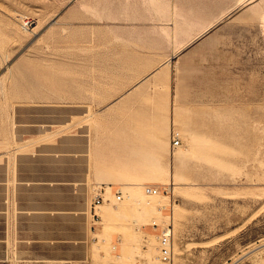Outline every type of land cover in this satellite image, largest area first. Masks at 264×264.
<instances>
[{"label":"rangeland","instance_id":"374dc122","mask_svg":"<svg viewBox=\"0 0 264 264\" xmlns=\"http://www.w3.org/2000/svg\"><path fill=\"white\" fill-rule=\"evenodd\" d=\"M158 2L191 34L174 35ZM0 80V123L51 103L56 135L133 91L115 118L151 145L136 148L149 173L121 180L122 200L97 190L106 202L89 213L88 249L2 242L0 219V264H264V0H0ZM144 179L168 210L128 185Z\"/></svg>","mask_w":264,"mask_h":264},{"label":"crops","instance_id":"0c3cea01","mask_svg":"<svg viewBox=\"0 0 264 264\" xmlns=\"http://www.w3.org/2000/svg\"><path fill=\"white\" fill-rule=\"evenodd\" d=\"M131 94L126 92L102 108L92 126L82 122L77 130L59 135L54 129L56 108L51 103L41 107L34 101L4 113L16 115V122L7 118L0 123L2 242L11 234L19 244L88 249L92 240L89 213L95 219L91 202L97 190L103 194L106 185L123 187L126 183L121 180H140L142 173H149L136 148L151 145L138 140L129 126L115 118L130 114L122 101ZM47 95L49 100L56 99L54 93ZM86 113L88 109L80 116ZM46 136L50 140L41 139ZM115 148H120L119 154L113 152ZM114 164L125 172L114 173ZM150 182L144 179L128 185L139 186L140 194L147 195L142 187Z\"/></svg>","mask_w":264,"mask_h":264},{"label":"bare ground","instance_id":"6f19581e","mask_svg":"<svg viewBox=\"0 0 264 264\" xmlns=\"http://www.w3.org/2000/svg\"><path fill=\"white\" fill-rule=\"evenodd\" d=\"M153 1H155V0H153ZM155 4H157V1L155 2ZM157 8H158V11H160V14L162 15L163 19L164 18H165V20L166 19H171V20L172 19H175L174 21L176 22V25H175V28L173 30V34L174 35H178L181 32H183L184 34H189L190 33L189 31H191L192 28L190 29V25H189V23L186 20H182V21H179L178 20L181 17V14L179 13V11L176 8L175 9H171L169 6H167L165 4L163 5V3L160 4L159 2H158V5H157ZM169 60L170 59H168V62H169ZM127 165L129 166V164H127ZM131 167H133V165ZM166 185H169V188H172L173 185H174V183L172 182V183L166 184ZM120 188L121 187H115L113 185H106V191L103 194L104 195L105 194H108L109 196L114 195L118 199V195H115V191H116V189H120ZM147 191H148V194L147 195H142V197L145 199L146 204H149L152 207H154V208H156V209H158L160 211H162V210H168V206L166 204H163L162 202H160V200H159V196L160 195H158L159 193H157L155 195V194L151 193L149 189ZM150 195L153 196L152 198H155V199H149L150 198ZM105 202H106V200L102 204H100V205H98L96 207V210H98V212L96 211V214L102 213L101 210H100V208L105 204ZM153 225H157V221L156 220H153Z\"/></svg>","mask_w":264,"mask_h":264},{"label":"built area","instance_id":"2783aa9c","mask_svg":"<svg viewBox=\"0 0 264 264\" xmlns=\"http://www.w3.org/2000/svg\"><path fill=\"white\" fill-rule=\"evenodd\" d=\"M172 139H173V146H179L182 141L180 131H174L172 134ZM148 189L153 194H157L161 192L160 187L157 188L148 187ZM164 191L166 192L167 190ZM122 199H123V195L120 192H118V200H122ZM103 202H104V197L102 196V194L97 195L92 202V206L95 212V217L97 216V218L100 217L98 214H96V207L102 204ZM172 236H173V226L168 225L167 227L164 228L162 235L160 237L161 255L164 260L170 258V246H171Z\"/></svg>","mask_w":264,"mask_h":264}]
</instances>
